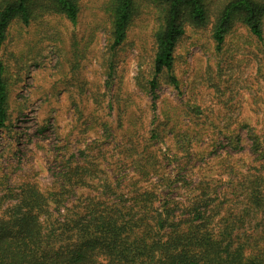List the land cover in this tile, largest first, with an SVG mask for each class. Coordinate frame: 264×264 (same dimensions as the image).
<instances>
[{"label": "rangeland", "instance_id": "374dc122", "mask_svg": "<svg viewBox=\"0 0 264 264\" xmlns=\"http://www.w3.org/2000/svg\"><path fill=\"white\" fill-rule=\"evenodd\" d=\"M77 1L75 26L35 9L29 26L10 25L0 47L8 89L0 221L22 190L30 191L20 196L26 201L32 193L46 198L49 219H71L101 200L129 208L125 219H193L196 205L204 219H237L247 205L245 219L264 221L259 42L236 24L217 52L210 26L186 27L174 51L178 88L162 76L153 111L147 82L156 23L149 4L139 0L112 53L107 0ZM221 1L209 0L211 14ZM250 233L264 252V227Z\"/></svg>", "mask_w": 264, "mask_h": 264}, {"label": "trees", "instance_id": "16d2710c", "mask_svg": "<svg viewBox=\"0 0 264 264\" xmlns=\"http://www.w3.org/2000/svg\"><path fill=\"white\" fill-rule=\"evenodd\" d=\"M138 2L107 0L112 53L125 41ZM146 2L156 23L151 35L152 74L147 82L153 111L162 76L172 88H178L173 73L174 51L186 27L200 30L210 26L211 40L219 52L226 36L240 24L261 45L264 62V0H222L214 14L209 0ZM35 9L61 15L71 26L76 25L79 14L77 0H0V47L10 25L17 21L29 26ZM3 76L0 61V133L7 129L8 121V89ZM251 151L257 154L255 143ZM261 184L263 181L258 182L257 190ZM23 192L30 191H20L9 218L0 221V264H264V252L255 250L260 238L250 233L261 231L264 221L245 219L247 205L237 219H204L198 205L193 219H163L161 215L125 219L122 210L129 208L94 200L81 208L82 213L74 212L71 219H49L44 211L46 198L32 193L26 201L20 197ZM257 195L253 192L252 199ZM58 202L54 201L56 207ZM61 210L56 209L59 216Z\"/></svg>", "mask_w": 264, "mask_h": 264}]
</instances>
